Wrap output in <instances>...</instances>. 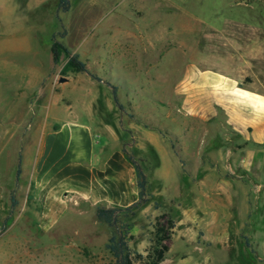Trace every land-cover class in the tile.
<instances>
[{"label": "rangeland", "instance_id": "374dc122", "mask_svg": "<svg viewBox=\"0 0 264 264\" xmlns=\"http://www.w3.org/2000/svg\"><path fill=\"white\" fill-rule=\"evenodd\" d=\"M60 1L0 0V264H117L97 208L138 253L170 218L158 264H264V0Z\"/></svg>", "mask_w": 264, "mask_h": 264}, {"label": "trees", "instance_id": "16d2710c", "mask_svg": "<svg viewBox=\"0 0 264 264\" xmlns=\"http://www.w3.org/2000/svg\"><path fill=\"white\" fill-rule=\"evenodd\" d=\"M60 2L61 4H64L65 0H61ZM49 51L52 56L53 63H56L60 55L65 57L66 62L61 69L62 72L70 70L76 73H87L84 63L79 61L75 54H70L58 41L52 39ZM125 158L133 170L135 188L137 189V201L125 208V210H127L129 208H137L141 203H144L149 198V193L144 175L138 163H136L132 157L128 155H125ZM118 212H120V209L116 208H97L95 211V217L98 221L113 227L115 230V235H111L108 238L105 248L114 257L116 263L158 264L161 262L168 250L166 242L168 241L173 228L172 220L164 216L155 217L152 243L143 253H138L132 251L128 247V242L132 238V235L130 234V227L126 223H121L118 220ZM243 243L245 247H249L246 238H243Z\"/></svg>", "mask_w": 264, "mask_h": 264}, {"label": "crops", "instance_id": "0c3cea01", "mask_svg": "<svg viewBox=\"0 0 264 264\" xmlns=\"http://www.w3.org/2000/svg\"><path fill=\"white\" fill-rule=\"evenodd\" d=\"M230 124H231V123H230ZM59 133H60V132H59ZM89 134H90V132L86 135V141H87V143L90 142V141H89V140H90V135H89ZM47 146H49V147L52 148L51 151L54 150V148H55V144H54V145H53V144H52V145H48V144H47ZM88 146H89V145H88ZM52 152H53V151H52ZM80 162H84V163H86V161H84V160H83V161H80ZM136 190H137V189H136ZM136 195H137V193H136Z\"/></svg>", "mask_w": 264, "mask_h": 264}, {"label": "water", "instance_id": "95a60500", "mask_svg": "<svg viewBox=\"0 0 264 264\" xmlns=\"http://www.w3.org/2000/svg\"><path fill=\"white\" fill-rule=\"evenodd\" d=\"M61 82V81H60Z\"/></svg>", "mask_w": 264, "mask_h": 264}]
</instances>
